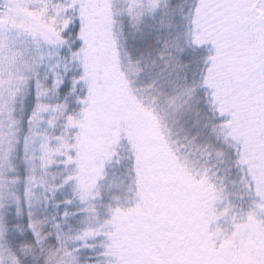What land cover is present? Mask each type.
Masks as SVG:
<instances>
[{
	"label": "snow or ice",
	"instance_id": "snow-or-ice-1",
	"mask_svg": "<svg viewBox=\"0 0 264 264\" xmlns=\"http://www.w3.org/2000/svg\"><path fill=\"white\" fill-rule=\"evenodd\" d=\"M0 264H264V0H0Z\"/></svg>",
	"mask_w": 264,
	"mask_h": 264
}]
</instances>
